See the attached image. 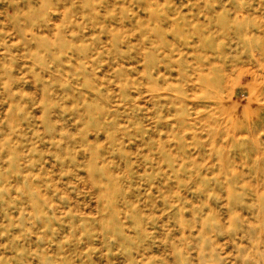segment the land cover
Returning a JSON list of instances; mask_svg holds the SVG:
<instances>
[{
    "label": "clouds",
    "instance_id": "obj_1",
    "mask_svg": "<svg viewBox=\"0 0 264 264\" xmlns=\"http://www.w3.org/2000/svg\"><path fill=\"white\" fill-rule=\"evenodd\" d=\"M0 264H264V0H0Z\"/></svg>",
    "mask_w": 264,
    "mask_h": 264
}]
</instances>
